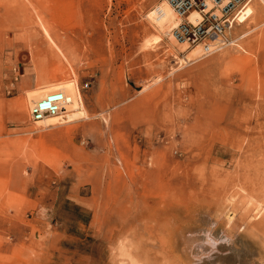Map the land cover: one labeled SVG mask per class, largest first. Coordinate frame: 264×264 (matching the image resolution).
I'll return each mask as SVG.
<instances>
[{
	"label": "rangeland",
	"instance_id": "obj_1",
	"mask_svg": "<svg viewBox=\"0 0 264 264\" xmlns=\"http://www.w3.org/2000/svg\"><path fill=\"white\" fill-rule=\"evenodd\" d=\"M166 1L0 0V264H264V3L203 58Z\"/></svg>",
	"mask_w": 264,
	"mask_h": 264
},
{
	"label": "built area",
	"instance_id": "obj_2",
	"mask_svg": "<svg viewBox=\"0 0 264 264\" xmlns=\"http://www.w3.org/2000/svg\"><path fill=\"white\" fill-rule=\"evenodd\" d=\"M252 0H169L178 24L170 30L171 36L187 48L201 46V56L207 57L231 44L228 33L239 22L240 15ZM199 17L191 20L192 13ZM86 84L85 88H88ZM70 99L61 90L49 92L30 109L34 122L59 117L66 110Z\"/></svg>",
	"mask_w": 264,
	"mask_h": 264
},
{
	"label": "bare ground",
	"instance_id": "obj_3",
	"mask_svg": "<svg viewBox=\"0 0 264 264\" xmlns=\"http://www.w3.org/2000/svg\"><path fill=\"white\" fill-rule=\"evenodd\" d=\"M262 2L264 3V0H262ZM252 13H254L252 7L247 6V8L240 15L239 22H245ZM153 15V19H151L160 30H164L169 27L173 28L179 22L178 17L176 16V13L169 1H166L162 5H159L153 11ZM198 17L199 14L197 12H194L191 14L190 19L196 20V18ZM55 46L56 48H58L57 45ZM195 49L196 48H194L192 51H194ZM54 73L55 72H53V74ZM57 90L63 91L70 99V103L67 105L66 110L63 112L68 117V121L73 122L81 118V116L85 114V106L82 100L81 90L74 81H60L57 84L44 85L42 87H39L38 89L29 92V100L31 101V103H36L49 92ZM57 118L59 119V117H51L49 119L47 118L46 120H56Z\"/></svg>",
	"mask_w": 264,
	"mask_h": 264
}]
</instances>
